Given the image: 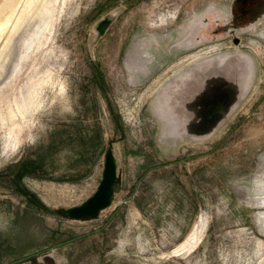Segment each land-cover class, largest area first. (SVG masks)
Masks as SVG:
<instances>
[{"label":"rangeland","instance_id":"1","mask_svg":"<svg viewBox=\"0 0 264 264\" xmlns=\"http://www.w3.org/2000/svg\"><path fill=\"white\" fill-rule=\"evenodd\" d=\"M10 4L0 29V264H264V0ZM240 53L254 74L217 129L164 134V88L202 68L237 79ZM217 56L219 68L197 67ZM110 147L111 206L70 218L63 210L97 190ZM202 219L201 243L171 254Z\"/></svg>","mask_w":264,"mask_h":264},{"label":"water","instance_id":"2","mask_svg":"<svg viewBox=\"0 0 264 264\" xmlns=\"http://www.w3.org/2000/svg\"><path fill=\"white\" fill-rule=\"evenodd\" d=\"M113 17L114 14H107L97 22L95 25L97 40H99L107 32L113 21ZM192 72L197 73V71ZM212 76L211 77L213 79L209 78V76H205V79H203L202 76L199 75L198 80H202L203 84L201 83V91L197 92L196 94H191L188 92L189 81L192 80L189 79V77H185L186 79L181 83L179 80L177 82L180 83V91L177 93V98L184 101L182 105L183 110H191V114L188 112L187 113L188 115H192L194 118L193 121L189 120V122L186 123L184 132L185 134L199 137L210 135L217 129L220 122L231 111V103L238 100L240 89L239 86L237 87V84H234L235 93L230 100V104L226 105L224 108H221L217 99V95L215 96V88H217L216 81H218L220 75L213 74ZM186 93H190L192 95V101L183 99ZM215 111L220 113L215 115ZM195 119H197V121ZM117 181V162L115 155L113 154L112 147H110L107 150L103 177L97 190L92 196L87 198L80 205L64 209V213L72 219H86L96 217L103 209L111 206L115 195V185L117 184Z\"/></svg>","mask_w":264,"mask_h":264},{"label":"flooded vegetation","instance_id":"3","mask_svg":"<svg viewBox=\"0 0 264 264\" xmlns=\"http://www.w3.org/2000/svg\"><path fill=\"white\" fill-rule=\"evenodd\" d=\"M239 49L240 43H236ZM237 56L243 61L244 66L242 68H237L239 73L237 75L241 74L237 79L235 78L234 74L231 73H225L224 75L219 74V79L217 82V85L215 88V96L217 95L218 102L221 108H224L226 105L230 104V100L234 96L235 90H234V84H237V87L239 86L240 94L238 97V100L231 103L230 110L235 108L237 105L239 99L241 98L243 92L247 89L248 81H250L251 77L253 76L254 68L252 64V57L249 55H243V53L237 54ZM219 57V58H218ZM220 56L217 57H211L210 59L206 60L205 62L199 63L197 67L204 66V65H211L209 67L212 68H219L217 62L220 63ZM217 61V62H216ZM224 61V60H223ZM218 65V66H217ZM206 68H202L197 70L199 72L200 70L204 71ZM207 70V69H206ZM185 77H189V79L192 80H198L199 74L194 73L192 71H182L180 74L176 76L173 82L169 83L163 90L162 95L159 97L156 105L155 110L156 114L163 120V127H164V134H178V135H187L185 134V125L189 120H194L190 111L183 110L182 105L184 103L183 100L177 98L180 91V83L185 80ZM203 79H205V76H202ZM179 80L180 83H177ZM183 111V112H182ZM188 112V113H187ZM220 112H214L215 115L219 114ZM197 121V119H195ZM194 136V135H193ZM198 138L199 136H194ZM205 137V136H204ZM44 251V250H42ZM42 251L36 252L34 254H31L29 256L24 257L25 259H30L31 257H35V255L42 253ZM51 263L56 260L52 257ZM36 264V263H35ZM121 264V263H118Z\"/></svg>","mask_w":264,"mask_h":264},{"label":"bare ground","instance_id":"4","mask_svg":"<svg viewBox=\"0 0 264 264\" xmlns=\"http://www.w3.org/2000/svg\"><path fill=\"white\" fill-rule=\"evenodd\" d=\"M11 1L8 0L6 6L7 7L9 6V8H13V9L10 10L11 12L7 15L8 18L6 20H4V19H3L4 21L0 20V29L3 28V27L6 28V26L9 23V21L13 18L14 14L16 13V7H17V5H15L16 7H13L14 5L12 4L13 5L12 6L10 4ZM145 49H146V47H145ZM132 59L135 61V63H137L135 66L136 67H140L139 64L142 63L143 57L141 55V51H140L139 48L133 49V57H132ZM141 66H142V64H141ZM16 104H17V107L19 109H22L21 104H20L19 101H17ZM207 226H208V221L206 222L205 219H202V221H201L200 224L197 223L195 225V229H194L193 233L189 237H187L184 241H182L180 244H178V246L176 245L175 248L171 251V254L172 253H174V254L189 253L192 250H194L201 243L202 238H203V236H204V234L206 232Z\"/></svg>","mask_w":264,"mask_h":264}]
</instances>
